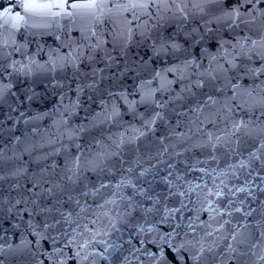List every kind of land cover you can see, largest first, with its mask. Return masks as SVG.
Returning <instances> with one entry per match:
<instances>
[{
    "label": "snow or ice",
    "instance_id": "6c2138e0",
    "mask_svg": "<svg viewBox=\"0 0 264 264\" xmlns=\"http://www.w3.org/2000/svg\"><path fill=\"white\" fill-rule=\"evenodd\" d=\"M0 264H264V0H0Z\"/></svg>",
    "mask_w": 264,
    "mask_h": 264
}]
</instances>
